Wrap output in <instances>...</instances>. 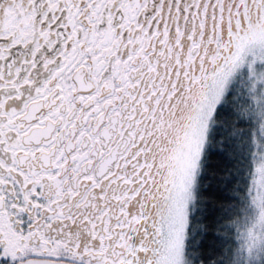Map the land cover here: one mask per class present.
I'll return each instance as SVG.
<instances>
[{"label": "snow or ice", "instance_id": "snow-or-ice-1", "mask_svg": "<svg viewBox=\"0 0 264 264\" xmlns=\"http://www.w3.org/2000/svg\"><path fill=\"white\" fill-rule=\"evenodd\" d=\"M0 264H264V0H0Z\"/></svg>", "mask_w": 264, "mask_h": 264}]
</instances>
